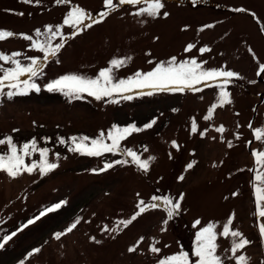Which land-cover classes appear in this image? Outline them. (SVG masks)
Returning <instances> with one entry per match:
<instances>
[{
	"label": "rangeland",
	"instance_id": "rangeland-1",
	"mask_svg": "<svg viewBox=\"0 0 264 264\" xmlns=\"http://www.w3.org/2000/svg\"><path fill=\"white\" fill-rule=\"evenodd\" d=\"M162 2L165 7L161 11L168 12L167 17L136 16L132 13L147 5L126 4L102 22L73 35L76 29L63 25L66 14L79 6L99 18V13L106 11L104 0H68L60 4L56 0H39L38 4L35 0L31 4L0 0V30L34 36L36 29L43 33L46 25H63L62 34L68 37L57 56L47 61L19 35L0 41V51L6 55L22 53L17 57L22 64L30 63L27 57H39L43 65V74L33 78L39 92L29 90L9 98L6 93L15 89L5 87L0 94V139L11 136L19 146L35 138L38 148L50 149L49 162L58 163L44 176L37 170L13 179L0 171V242L5 235L16 233L0 248V264H157L161 256L181 251L189 253L194 261L197 231L212 222L220 232L233 213L234 229L252 242L237 255L248 257V264L264 262V240L257 226L264 223V218L258 220L255 215L253 187L261 166L252 155L264 151V140L254 136L257 129L264 130V73L257 75L259 65L264 64V0ZM239 8L247 11H235ZM59 42V36L52 40L53 45ZM188 44L195 45L190 52L185 51ZM205 46L211 51L201 54L199 49ZM125 57L131 59L114 70L117 79L151 71L156 63L171 57L178 62L192 58L207 61L205 69L232 70L240 78H234L226 88L232 103L217 107L211 120L204 117L218 102L219 87L215 85L221 81L212 82L211 87L197 85L200 91L134 89L126 93L133 97L131 100L114 95L97 101L87 94L74 99L62 92L47 91L46 85L59 76L75 73L94 78L111 59ZM0 66L13 67L4 61ZM25 79L29 77H21ZM152 119L156 120L152 128L120 142L122 149L137 152L141 159L155 158L147 173L121 153L89 157L68 150L70 137L97 138L101 132L106 137L113 125L135 123L143 127ZM221 125L226 129L222 134L215 131ZM58 137L66 144H59ZM42 138L49 139L46 142ZM173 141L178 147H173ZM6 151L7 145H0V153ZM125 159L128 164L100 171L105 163ZM32 160H39L38 152L26 158L27 163ZM190 162H195L194 167L186 171ZM181 175L183 180L179 179ZM256 186H261L259 181ZM181 193V209L167 224L163 223L167 217L162 206L145 212L126 229L121 225L119 234L102 230L105 225L111 229L117 221L130 218L140 199L151 203L153 195L175 199ZM60 202L64 203L57 211L23 227L29 219ZM77 218L81 222L76 229L55 239L56 232H64ZM197 219L201 224L194 227ZM140 237L144 240L137 251L128 252ZM157 241L160 255L149 251ZM217 243L224 264H235L228 259L231 252L225 251L231 246V237H220ZM35 248L41 251L29 256Z\"/></svg>",
	"mask_w": 264,
	"mask_h": 264
},
{
	"label": "snow or ice",
	"instance_id": "snow-or-ice-1",
	"mask_svg": "<svg viewBox=\"0 0 264 264\" xmlns=\"http://www.w3.org/2000/svg\"><path fill=\"white\" fill-rule=\"evenodd\" d=\"M22 3L31 4L33 0H21ZM38 4L39 0H35ZM68 0H56L57 4L67 3ZM147 5L146 7H140L135 13L136 16L147 15L151 18H157L161 15L167 17L168 12L161 10L164 9L165 5L162 0H118L115 3L114 0H104V7L106 11L99 13V18L93 17L91 13H87L83 8L76 6L73 7L65 16L63 20V25H67L71 28L76 29L73 35L78 34L82 28L91 27L92 24L102 22L109 14L116 11L122 5ZM238 12H245L246 9L239 8L235 9ZM23 15V13H20ZM255 17V14L253 13ZM89 20V24H85L84 21ZM63 25H57L55 28L51 25H46L45 30L42 33L40 29H36L33 35L28 34H16L8 30H0V41H4L9 38L16 37L30 41L31 49L37 50L43 53V60L47 61L50 57H56L60 50L64 47L66 39L68 37L63 36L62 27ZM206 27H212L208 25ZM203 29H201L202 31ZM264 31V28L261 29ZM60 37V42L53 45L52 40L56 37ZM35 37V38H34ZM43 37V39H41ZM195 47L194 44H188L185 48L186 52H190ZM200 53H206L211 51L208 47H202L199 49ZM251 51V49H249ZM22 53L13 52L10 55H6L0 51V61L9 63L13 67L3 68L0 66V94H3V89L5 87L10 89H15V91H8L6 95L11 98L15 95L27 94L29 90L40 91V87L34 82L33 78H38L43 74V65L39 57H27L30 61L28 64H22L17 57H20ZM131 57L125 58H113L109 61V66L101 69L94 78L86 77L75 73H66L58 78L52 80L46 85L47 91L49 92H62L65 96L81 99L83 94H87L89 97H93L97 101L103 100L105 97L121 96L124 100H131L133 97L127 95L126 93L132 92L134 89H153L155 91L166 92H184L186 89L190 91H200V84H206V86H214L212 82L221 81V83L215 85L219 87L218 102L213 103L208 109L205 115V120H211L213 114L217 107H223L227 104H231L230 93L226 90L227 86L233 81L234 78H240L239 74L232 70L221 69H205L203 67L207 61L198 62L195 58L185 59L182 61H177L176 57H171L167 62H158L151 71L141 72L137 71L132 76L124 79H117L114 75V70H118L121 67L126 66L128 60ZM59 62V61H57ZM152 63V61H149ZM264 73V64H260L258 68L257 75ZM28 76L29 79L21 80L22 76ZM32 81V82H30ZM254 83V81H253ZM151 95L152 93H147ZM116 102V101H112ZM156 123L155 119L143 125V127H137L135 123L129 124L125 127H119L113 125L112 130L105 134L100 133L97 138H89L88 136L80 137H70L69 141L71 146L68 150L71 152H76L81 155H86L89 157H99L105 153H121L127 157L131 158V163L137 168L142 170L144 173L149 171L150 161L154 160V157H149L147 159H141V156L137 152L131 149H122L120 147V142L125 140L128 136L133 133L141 132L145 129H150ZM249 127H252L250 124ZM13 131H17L14 129ZM197 131V125L195 120L192 123V132ZM206 131V130H205ZM218 133H224L226 129L223 125L215 129ZM204 135V133H201ZM254 136L257 140H264V130L257 129L254 132ZM239 138V137H237ZM46 142L49 138H42ZM106 140L111 141V143H106ZM58 142L61 145H65L66 141L62 137H58ZM251 143V142H249ZM173 147H178L176 142H172ZM0 145H7V151L0 153V171L5 172L10 178H17L24 173L32 174L39 171L41 176L47 175L58 167V163L49 162L48 156L50 149L47 147L38 148L37 141L33 138L29 142H25L22 145H17L11 136L0 139ZM231 147V143L229 142ZM145 151L147 149L145 148ZM39 153V160H32L30 163L26 162V158H30L33 154ZM252 155L255 157V162L257 165L261 166V170L257 172L255 179L253 180L254 196L256 204V213L258 220L259 218H264V151L253 152ZM57 159L59 154H56ZM129 160H116L114 162L105 163L104 168L100 171H106L107 169L113 168L118 164H128ZM195 162H190L186 165V171L194 167ZM252 171H257L252 169ZM185 177L181 175L180 180ZM256 181H259L261 186H256ZM237 193H233L236 195ZM139 196V193L137 194ZM184 199V194L181 193L178 198H172L170 196H158L153 195L151 197V203H146L143 199L138 200L136 204V211L128 219L119 220L116 222L115 226L111 229L107 225L102 229L104 232H115L119 234L121 231V225L123 228H128L138 217L142 216L145 212L157 209L163 206V210L166 212V219L163 221L167 224L169 220L173 219L181 209V201ZM64 202L56 203L46 210L41 211L39 216L34 219H29L27 224L23 227H27L30 224L35 223V220L40 219L41 216L47 213H52L57 211V209L62 207ZM235 214L229 216L226 223L223 224L222 230L217 232L215 223L209 222L206 226L201 227L195 236V244L192 252V256L196 259L193 261L190 259L189 253L181 251L176 254L169 256H161L157 260V264H224V259L218 254L217 250L219 244L217 243L218 238L223 237L228 239L231 237V246L225 251H230L231 256L228 259L234 260L235 264H248L249 258L243 254L237 255L238 252L245 249L252 242L244 237L243 233L239 230H235L233 227V221ZM80 218H77L64 232H56L54 234L55 239L60 240L62 236L71 233L76 229L77 225L80 223ZM201 224V221L197 219L194 221L193 226L196 227ZM262 240H264V223L257 224ZM164 229H162L163 231ZM16 233L13 232L11 235H5L3 237V242H0V248L12 240ZM95 243H100V241L95 240V237H91ZM144 237H140V240L133 246L128 248V252L135 253L139 247V244L143 242ZM158 241L149 246V251L151 253L160 255L161 249L156 246ZM41 251L40 248H35L28 255H34ZM264 264V262H262Z\"/></svg>",
	"mask_w": 264,
	"mask_h": 264
}]
</instances>
